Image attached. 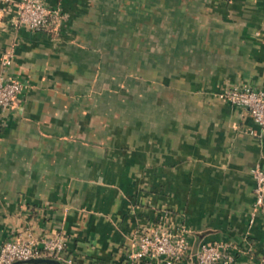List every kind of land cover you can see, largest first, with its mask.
<instances>
[{"label": "crops", "instance_id": "obj_1", "mask_svg": "<svg viewBox=\"0 0 264 264\" xmlns=\"http://www.w3.org/2000/svg\"><path fill=\"white\" fill-rule=\"evenodd\" d=\"M0 2V243L60 233L65 264H125L140 232L222 242L264 264V142L218 97L264 91V0H43L56 32Z\"/></svg>", "mask_w": 264, "mask_h": 264}, {"label": "built area", "instance_id": "obj_2", "mask_svg": "<svg viewBox=\"0 0 264 264\" xmlns=\"http://www.w3.org/2000/svg\"><path fill=\"white\" fill-rule=\"evenodd\" d=\"M9 0H0L7 2ZM61 9L46 5L43 0H19L16 21L32 32H56L61 24ZM24 89L16 79L0 77V111L11 107ZM218 97L234 106L245 108L253 122L260 128L258 137L264 142V91H256L246 85L226 87ZM256 182L257 207L262 206L264 171L253 172ZM66 238L54 233L48 238H11L0 243V264H12L31 258L60 259ZM188 241L182 232L174 234L163 229L143 230L137 234L125 264H173L185 258ZM197 264H230L232 256L222 242L202 243L189 255Z\"/></svg>", "mask_w": 264, "mask_h": 264}, {"label": "water", "instance_id": "obj_3", "mask_svg": "<svg viewBox=\"0 0 264 264\" xmlns=\"http://www.w3.org/2000/svg\"><path fill=\"white\" fill-rule=\"evenodd\" d=\"M262 207L264 209V188L262 193ZM12 264H65L58 259L55 258H31L23 261H16Z\"/></svg>", "mask_w": 264, "mask_h": 264}, {"label": "rangeland", "instance_id": "obj_4", "mask_svg": "<svg viewBox=\"0 0 264 264\" xmlns=\"http://www.w3.org/2000/svg\"><path fill=\"white\" fill-rule=\"evenodd\" d=\"M261 208H262V206H261Z\"/></svg>", "mask_w": 264, "mask_h": 264}]
</instances>
